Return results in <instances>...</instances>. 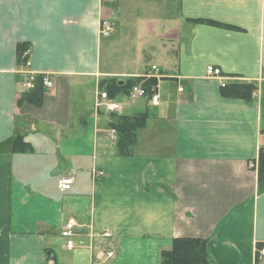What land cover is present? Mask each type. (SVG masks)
<instances>
[{
    "label": "crops",
    "instance_id": "obj_1",
    "mask_svg": "<svg viewBox=\"0 0 264 264\" xmlns=\"http://www.w3.org/2000/svg\"><path fill=\"white\" fill-rule=\"evenodd\" d=\"M153 79L157 102L128 95ZM262 146L264 0H0V264H160L186 236L215 264H264Z\"/></svg>",
    "mask_w": 264,
    "mask_h": 264
},
{
    "label": "trees",
    "instance_id": "obj_2",
    "mask_svg": "<svg viewBox=\"0 0 264 264\" xmlns=\"http://www.w3.org/2000/svg\"><path fill=\"white\" fill-rule=\"evenodd\" d=\"M28 47V44L25 42L19 44L18 46L19 59L25 63H28ZM135 83L138 82L131 83L129 89ZM41 84L42 86L44 85L43 75H38L36 85L31 90L37 89ZM154 84V79L148 80V82H144V86L148 89L150 94L153 92L152 87ZM114 86H117L119 90H121L120 86L123 87L122 90L126 89V83L123 82H117ZM44 87L45 86H43V88ZM254 88V84H233L232 86L227 87L225 93L250 97ZM125 91H127V89ZM140 119V117H135L133 119L131 117L124 116L123 118L119 119L116 126L120 127V131L124 132L125 135L133 138L131 137V135L134 134V129L140 123H143V121H140ZM18 147L20 149V146ZM257 166L259 172V190L264 191V146H262L260 149L257 159ZM160 264H215V261L210 256L207 250L206 238L186 236L176 237L170 247H166L161 250Z\"/></svg>",
    "mask_w": 264,
    "mask_h": 264
},
{
    "label": "built area",
    "instance_id": "obj_3",
    "mask_svg": "<svg viewBox=\"0 0 264 264\" xmlns=\"http://www.w3.org/2000/svg\"><path fill=\"white\" fill-rule=\"evenodd\" d=\"M112 29H113V23H111L109 20L103 19L101 21V30L104 34H109ZM157 68L158 67L156 65H153L152 69L156 70ZM221 73H222L221 67L215 66L213 64H209L207 66V74L219 75ZM37 76H38L37 74L31 73L25 82V86L29 89L34 88L36 85ZM52 83H53V81L50 78H48L47 76H43L44 86L45 85L51 86ZM152 90H153V92L150 94L148 89L144 85H142L140 83H135L130 87L128 95L136 97V96H145L147 94H150L152 99L157 102L159 100V94H158V92H156L157 90L155 89V87H152ZM101 96L103 98H107V100L103 104L107 110L113 111L119 107V103L117 101L109 98L110 96H109L107 90H103L101 92ZM254 165H255V163H252V166H254ZM98 173H99V171L97 172V174ZM100 174L101 175L103 174V172L101 170H100ZM72 183H73V175L70 173L65 174L59 180V187L62 190H68L71 188ZM75 226H76V222L73 218H71L62 227L61 232H60L61 236L65 239L66 245L69 247H72L74 245V240H75V235H76ZM105 234L110 235L109 232H106ZM109 254L114 255V251L110 250ZM258 254H259L260 258L264 260V244L258 249Z\"/></svg>",
    "mask_w": 264,
    "mask_h": 264
}]
</instances>
